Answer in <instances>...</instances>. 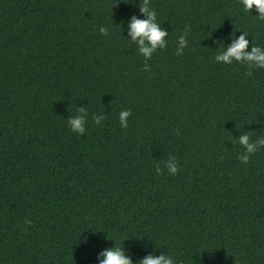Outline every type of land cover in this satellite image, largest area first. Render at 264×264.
Wrapping results in <instances>:
<instances>
[{
    "label": "trees",
    "instance_id": "1",
    "mask_svg": "<svg viewBox=\"0 0 264 264\" xmlns=\"http://www.w3.org/2000/svg\"><path fill=\"white\" fill-rule=\"evenodd\" d=\"M140 3L0 0V264L120 245L132 264H264V147L241 163L235 143L264 138V68L214 61L240 32L264 48V20L239 0H149L168 36L145 61L127 32Z\"/></svg>",
    "mask_w": 264,
    "mask_h": 264
},
{
    "label": "clouds",
    "instance_id": "2",
    "mask_svg": "<svg viewBox=\"0 0 264 264\" xmlns=\"http://www.w3.org/2000/svg\"><path fill=\"white\" fill-rule=\"evenodd\" d=\"M240 6L247 12L254 9L256 17L259 20H264V0H239ZM140 13L146 17L144 19H137L132 17L127 25L128 37L136 45V51L147 61L153 52L158 48L163 49L167 41L165 37L168 33L156 21V12L149 6V0H141L139 6ZM99 32L107 36V27H99ZM188 28L185 26L184 33L179 35L176 40V55H181L186 47V36ZM227 47L219 50L214 55V61L225 65L231 64L233 61L243 63L249 69L264 68V48L260 46H251L249 49V41L246 39L247 33L240 32ZM145 70L148 65L145 63ZM251 75V71L246 73ZM80 114L71 116L67 119V127L70 131L81 135L85 132V113L84 109L77 110ZM131 112L127 109L121 110L118 113V121L121 128L127 127V118ZM105 119L104 114H93V123L99 125ZM235 143H238L244 149V152L238 157L241 163H246L249 159V154L257 151L258 148L264 147V138L257 139L255 142H250V135L244 134L239 137ZM164 167L167 169L168 174L175 175L178 171L175 157H169L165 162ZM161 169L156 168L157 174ZM98 264H132L131 260L126 257L120 246H113L109 249L102 250L98 257ZM138 264H176L171 255H160L158 257L146 256L138 261Z\"/></svg>",
    "mask_w": 264,
    "mask_h": 264
}]
</instances>
